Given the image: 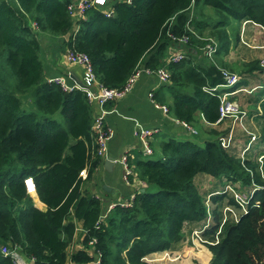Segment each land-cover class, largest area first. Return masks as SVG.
I'll return each mask as SVG.
<instances>
[{"label":"trees","instance_id":"obj_1","mask_svg":"<svg viewBox=\"0 0 264 264\" xmlns=\"http://www.w3.org/2000/svg\"><path fill=\"white\" fill-rule=\"evenodd\" d=\"M68 1L0 0V247L18 246L34 264H64L74 230L68 219L72 212L85 231L82 246L69 255L71 262L90 261L98 249L100 264H147L142 256L172 248L185 225L191 231L204 220L207 195L214 203L213 222L201 233L211 253L208 264H264V162L257 160L264 150L247 154L260 135L256 130L264 117V95L243 91L241 105L256 117L257 128L247 126L255 137L240 150L233 137L221 140L228 128L218 126L202 130L199 141L161 140L158 156L134 161L142 189L133 192L129 204L113 205L101 220L99 199L80 190L79 170L85 167L87 177L101 160L91 148L92 103L79 87L63 90L43 79L38 53L40 34H66L67 44L89 56L96 80L115 87L139 64L164 65L167 112L191 126L197 115L217 123L222 120L218 98L202 87L223 82L224 63L217 57L229 50V19L257 24L264 33V0H109L112 13L88 9L73 36ZM168 32L189 35L180 60L165 56L171 45ZM208 37L215 41L211 60L198 51ZM254 67L256 60L244 70ZM245 83L239 78L228 89ZM29 93L37 111L27 110L21 101ZM57 110L63 124L51 116ZM199 172L250 189L247 203L240 207L223 188L199 190L193 180ZM28 175L43 209L24 190L22 178ZM150 184L156 189H149ZM224 206L238 211L223 219ZM90 237H95L92 247ZM0 264H12L10 256L0 252Z\"/></svg>","mask_w":264,"mask_h":264},{"label":"crops","instance_id":"obj_2","mask_svg":"<svg viewBox=\"0 0 264 264\" xmlns=\"http://www.w3.org/2000/svg\"><path fill=\"white\" fill-rule=\"evenodd\" d=\"M250 25L253 24H251V22H244V27L247 33L251 32L249 28H247ZM66 37V34H40V43L44 50V53L41 56L43 79L48 80L54 77H62L68 84H78V81L82 82V70L78 64L67 62L64 58ZM172 46L173 45L171 43V45L167 47L165 51L166 57L170 53ZM139 65L142 66V64ZM246 84L250 83L246 82L244 85ZM162 85L163 83L159 82L154 73L140 72L132 87L127 92H125L122 96L114 99L113 101L107 103L106 105L108 111L104 116V123L105 126L110 128L111 131L110 138L107 141L106 156L111 155L113 157L112 164L108 167H104L102 162L105 158L104 157L99 161L90 175L82 179V181H86L87 183H89L88 185L91 186L92 189L90 191V194L99 199L101 212H104L108 204L115 205L117 203L126 201L135 190H140L143 185V182L138 178L136 174L137 172L134 169L133 165L136 159L141 158L143 157V155H145L143 154L138 141L132 134L134 121H138L142 125L155 129L150 142L151 147L154 140L153 135L155 133L165 138L166 136L173 133L180 134L181 130H183L182 125L180 124V122H178L177 119L173 118L167 111H162L159 106H156L153 103L154 101L158 104H162L165 106L167 105L169 101L168 93ZM149 91L152 92V98L148 96ZM238 94L241 98L243 97V92L241 91L233 93L231 97L237 96ZM91 103L93 106V112H96L98 110L97 105L94 101H92ZM244 120L246 121L247 125L248 123H250V120H252L251 123H256V117L253 115L249 118H244ZM228 122V117H225L217 123H210L201 118L200 115H197L196 121V123L201 126V129L203 131L213 126H218L219 129H223ZM234 140L237 139L234 137ZM245 140L243 139L241 141H235V148L238 150L242 146V142H244ZM121 154H125L126 156H128V162L132 168V171L134 172L133 176H129L127 182L121 179L122 167L117 160V158ZM207 177H211V175L195 174L193 180L198 187L202 188V190L208 191L212 190L213 188H217L218 186L216 183V179L211 177L213 181L211 180L210 182H208ZM198 180H201V182L203 183L207 182V189H205V186L203 187L201 185L202 183L198 182ZM81 191L83 190L81 189ZM30 196L32 197L33 203L36 207L40 209L44 208V203L38 199L36 193L31 194ZM69 218L74 223V230L71 240L65 247L66 259L64 264H69L70 253L82 246V222L80 219L75 218L72 215V212H70L68 219ZM183 231H186V237H188L190 230L188 229V225H185L182 229L181 239L177 243H175L172 248L149 252L146 254L147 258L155 259V256L162 253V251H166L170 255H174L176 253L178 254L185 245V242H183ZM9 249L11 251L12 257L18 262V264H34L32 258L25 255L20 247L13 246ZM154 259H151L150 261ZM160 260H162V262L158 260L159 264H187L185 261L181 262L179 258H162ZM202 261L206 263V260Z\"/></svg>","mask_w":264,"mask_h":264},{"label":"built area","instance_id":"obj_3","mask_svg":"<svg viewBox=\"0 0 264 264\" xmlns=\"http://www.w3.org/2000/svg\"><path fill=\"white\" fill-rule=\"evenodd\" d=\"M118 1H124V2H131V0H118ZM109 0H69L65 7L67 14L69 15L71 21H72V36L74 35V31L78 29L79 24L77 23L78 19H84L86 15V11L93 7H101V10L104 15H109L112 13V9L109 5ZM31 26L35 27V22L31 21ZM263 31V30H262ZM168 37L170 39V42L172 43V49L168 55V59L171 61H177L184 57L185 50H186V44L189 39V35L186 32H182L180 34L175 33H169ZM207 41L204 43L203 52L207 56H211V53L215 49V41L212 38H206ZM201 47V48H202ZM64 58L67 62L78 64L82 70V86H79L78 84H68L65 82V80L62 77H54L51 79H48L47 81H54L55 83L59 84V86L63 90H69L74 87H79L84 90L85 97L88 102L94 101L97 105L98 110L93 113L91 123H90V131H91V148L94 150L97 156L100 157V159H103L106 156V146L107 141L110 138L111 131L110 128L105 126L104 123V116L106 112L108 111L107 108L104 106V104L109 101L116 99L120 96H122L125 92H127L135 82L137 76L140 72H146V73H154L159 80L160 83H164L168 78V71L165 68L164 65H160L156 68H149L144 65H137L134 67L133 71L127 76L125 81L122 85L115 87V86H105L100 84L94 75L92 65L89 59V56L86 52L77 50L73 45L67 44V37H66V45L64 48ZM262 75L264 76V67L261 68ZM220 73L223 78L222 83H217L211 87H205L202 88L204 90H207L209 92H214L218 98V104H217V113H218V119L223 117H228L229 115H233L236 118V121L240 124H242V120L247 116V110L240 109L238 105L231 99L228 98V96L232 95L233 93H236L237 91H250L256 87H264V81L262 84H255L252 86H249L248 88L244 85H240L238 87H234L232 89H226L222 91H218L219 86H225L228 87L230 85H233L238 79L239 76H237L235 73L230 72L223 67H220ZM264 78V77H263ZM264 80V79H263ZM148 96L152 98V92H148ZM153 103L156 106H159L162 111H167V106L158 104L153 101ZM182 127L190 132H195V128L184 121H179ZM155 129L151 127H147L145 125L140 124L138 121H134L133 123V129L132 134L135 137V139L138 141L143 154H150L152 152L151 147V138L152 134L154 133ZM250 132V131H249ZM251 133V139L248 138V140H252L255 136L252 132ZM231 137V134L227 132L226 137L221 138V140H228ZM224 142V141H223ZM247 147V144L245 148ZM243 150L240 151L242 153ZM128 156L125 154H121L117 160L121 164L122 171H121V179L125 182L128 181L130 175H134V172L132 171V168L128 162ZM257 160L262 163L264 162V155L259 154L257 156ZM262 177H264V173L261 174ZM79 177L81 179L86 177V169L85 167H82L79 170ZM22 183L24 186V190L29 195L35 194V188L34 183L31 178V176H24L22 178ZM226 183H230L227 181ZM226 185V184H225ZM227 188H223L224 190L228 191L233 199L240 205V207L244 206L248 201V192L250 189H245L242 191H237L235 186L226 185ZM133 195V193H132ZM131 196L126 201H123L122 203H117L121 205H126L130 203ZM206 203V202H205ZM113 204H108L104 212L100 211V214L98 215L99 219H103L107 213V211L112 207ZM223 212L226 210H229V207L224 206L222 208ZM234 215V213H233ZM224 218V217H223ZM205 225H202L199 227L200 229H192L190 231V240L193 239L194 236L201 237V232L203 230ZM83 229V233H84ZM205 240V239H203ZM95 242V237H90L87 239V244L92 247ZM93 256L94 258L90 261L85 262H78L74 263L69 261V264H100V255L101 252L98 249H93ZM0 252L3 255H9L11 258L12 264H18V262L12 257L11 251L8 247L2 245L0 247ZM164 255L168 254L166 251L163 252ZM142 260L149 262L153 258H147L146 255L141 257Z\"/></svg>","mask_w":264,"mask_h":264},{"label":"rangeland","instance_id":"obj_4","mask_svg":"<svg viewBox=\"0 0 264 264\" xmlns=\"http://www.w3.org/2000/svg\"><path fill=\"white\" fill-rule=\"evenodd\" d=\"M229 21L231 22L232 26L231 28L228 27V31L230 33V37H231V43L229 46V50L226 54H221L220 56L217 57V59H219L220 62H223L224 65H222L221 67H223L224 69L235 73L237 76H239V78L244 80H247V83L250 84H246L244 85V87L246 86L247 88L249 87V85L251 84H262L263 83V75L261 72V68L264 67V33L262 31V29L254 23H251L253 25L248 26L247 28H249V30L251 31L250 33H247L244 27V21H240L237 22L233 19H229ZM239 23V24H238ZM257 26V27H256ZM235 33H237V37L235 39L234 35ZM198 51L203 52V47L199 48ZM39 57L41 59V56L44 53L43 47L40 43L39 46ZM207 59L211 60L212 58H215V56H207L205 55ZM216 59V61H217ZM206 60V59H205ZM254 60H256L257 62V66L258 67H254L251 71H246L244 70V68H246V65L248 63H252ZM218 88H223V90L228 89V87L225 86H219ZM257 88V89H256ZM254 88V93L255 92H259V94L264 95V87H256ZM253 90V89H252ZM222 91V90H221ZM242 92V91H241ZM229 99L233 100L240 109H245L244 105H241V101H244V98L240 97V95L238 94L237 96H233L231 97L228 96ZM264 100V97H263ZM21 101L23 102L24 106L26 107L27 110H33V111H37L35 104L33 103L31 97H30V93L28 94V96L25 99H21ZM264 105V102H263ZM52 117L56 118L60 123L63 124V118L60 114V112L57 110L55 112H53L51 114ZM245 118H249V115H247ZM229 122L226 123V125L224 126V128H228L227 132H229L231 134V137H235L237 140H248V138H252L251 137V133L248 131V125L250 126H255L252 122V120H250V123H246V121L243 119L242 120V124H240L238 122V120L236 121L235 116L233 115H229L228 116ZM256 124V123H255ZM196 132H190L187 131L183 128V130H181L180 134L179 133H173L171 135H168L170 137L174 136L177 138H189V139H193L195 141H199L203 138L204 134L203 131L201 129V126L197 123H195L194 125H192ZM220 129L221 131L224 130ZM255 128H257L255 126ZM257 133H259L260 135L258 136V138L256 139V141L253 142V144L250 146V148L247 151V154L252 153L255 149H257L258 147L261 148V151H263L264 149V117L260 123V127L256 130ZM168 136H166L165 138H167ZM154 140L152 142V152L150 154H145L143 156L147 157H155L158 156V154L160 153V149H159V142L163 138V136H159L157 133H155L153 135ZM158 142H157V141ZM235 140V141H237ZM243 144H245L244 142H242ZM241 148V147H240ZM239 148V150H240ZM66 151V148H65ZM196 174H204V173H196ZM213 178L216 179V183H217V189L219 188H227V184L230 186H235L237 191H242L245 190L244 187H241L239 185V183H236L234 181H229L230 183H226V180L223 179H219L217 177L211 176ZM211 177H207V181L210 182L212 180ZM213 181V180H212ZM198 182H201V180H198ZM202 186L207 189L208 183L207 182H201ZM89 183H87L86 181H81L80 183V190L82 189L84 192L86 193H90L91 191V186L88 185ZM226 184V185H225ZM149 189L154 190L156 189V185L154 184H150V186H148ZM198 187V186H197ZM200 190H202V188L198 187ZM216 189V188H213ZM215 192V191H214ZM228 194V192H227ZM223 201H225V199H223ZM205 204L206 207L208 209V212L205 215L204 220L200 221V225H205L203 230L210 226L213 222L212 220V213H210V208L213 206V202L207 198V195L205 197ZM226 204L225 202H223V205ZM231 208V206H229ZM228 213L225 211L223 212L222 208H221V218L224 216L223 219H227L230 218L231 216H233V213H236L238 211V209L234 210L230 209ZM222 219V220H223ZM196 226L197 229H200L199 227L201 226ZM194 228V229H196ZM202 230V231H203ZM202 233V232H201ZM190 234V232H189ZM188 234V237H186V231H183V242H185V245L183 246V249L177 254L174 255H170L169 253L164 255L162 251V253H160L159 255L155 256V259L149 262H146L147 264H159V261L162 262V258H179V260L185 261L187 264H207L209 261V258L211 256L210 251L207 249L206 247V241L203 240L205 238H203L204 236L201 235V237H196L194 236L192 240H190V236ZM187 241V242H186ZM196 256V257H195ZM199 257V258H197ZM159 260V261H158ZM202 260H206V263L203 262Z\"/></svg>","mask_w":264,"mask_h":264},{"label":"water","instance_id":"obj_5","mask_svg":"<svg viewBox=\"0 0 264 264\" xmlns=\"http://www.w3.org/2000/svg\"><path fill=\"white\" fill-rule=\"evenodd\" d=\"M78 85L79 86H82V82L78 81ZM112 160H113V157L111 155H107L105 156V158L103 159V166L104 167H108L112 164ZM142 189V188H141Z\"/></svg>","mask_w":264,"mask_h":264}]
</instances>
